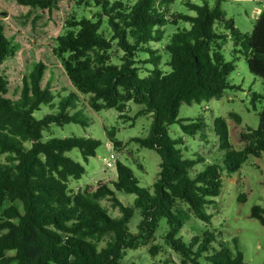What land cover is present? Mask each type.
Listing matches in <instances>:
<instances>
[{
  "label": "trees",
  "instance_id": "trees-1",
  "mask_svg": "<svg viewBox=\"0 0 264 264\" xmlns=\"http://www.w3.org/2000/svg\"><path fill=\"white\" fill-rule=\"evenodd\" d=\"M13 1L50 11L61 0ZM92 1L100 9L97 20H67L66 32L57 37L53 49L77 94L70 93L52 105L55 95L42 87L45 67L38 63L23 78L20 98L9 100L4 97L7 81L0 73V158L5 157L0 162V264H122L127 250L147 246L163 224L164 244L185 264H246L236 240L226 242L210 231L212 216L206 210L220 193L222 174L231 177L249 157L264 154V107L258 113V128H247L242 134L240 150L230 140L226 120L215 118L213 133L222 154L221 165L208 164L196 174L192 171L201 159L183 157L178 148L183 140L172 139L168 128L177 124L188 137L204 131L201 118L179 119L180 107L218 99L235 88L228 77L238 55L264 85V6L252 32L246 34L225 18L224 0H215L213 7L207 2L201 6L187 2L195 16L168 15L172 0ZM104 19L110 38L100 32ZM178 21L190 28L168 37L164 45L168 60L163 66L151 45L162 42V29ZM228 40L234 46L232 61H226L221 52ZM114 48L117 63L112 61ZM141 54L147 59H139ZM14 55L15 46L0 25V66ZM139 65L148 66L145 73ZM78 94L89 96L88 106L95 112H123L132 103L141 107L138 116L152 118L149 134L133 139L160 157L151 190L139 187L132 170L121 163L116 164V179L109 185L82 192L70 188L69 183L81 179L85 168L68 153L78 150L86 163L101 143L89 137L45 139L44 134L53 126H87L80 113L72 112ZM261 99L264 95L253 94L252 105ZM44 105L56 110L35 118L34 112ZM118 193L134 195L132 205L124 206ZM238 200L243 203L244 195ZM102 201L110 202L119 216L113 217ZM136 212L137 232L131 233L128 224ZM263 215L260 207H252L250 218L262 226ZM192 218L203 225L184 241L181 232Z\"/></svg>",
  "mask_w": 264,
  "mask_h": 264
},
{
  "label": "rangeland",
  "instance_id": "rangeland-1",
  "mask_svg": "<svg viewBox=\"0 0 264 264\" xmlns=\"http://www.w3.org/2000/svg\"><path fill=\"white\" fill-rule=\"evenodd\" d=\"M125 1L133 3L134 0ZM187 2L198 6L207 2L209 7L215 4V0H172L167 14L195 16L196 13L186 7ZM255 8L258 10L262 8L259 0H224L221 3L225 18L233 20L235 27L246 34L253 30L257 18L254 13ZM99 11L100 9L94 6L92 0H61L56 8L50 11L19 6L13 0H0V25L4 27L5 36L15 46V55L6 59L0 66V73L7 81L4 97L13 101L18 100L23 78L28 76L38 63L45 67L41 81L42 87H48L55 95L52 105H57L70 93L77 94L70 85L60 60L54 55L53 49L57 45V37L66 32L67 20L86 17L96 21V13ZM103 22L100 32L110 38L111 33L106 20L104 19ZM189 28L190 25L182 21L167 25L162 29L163 41L151 45L161 56L163 66L168 60L164 51L168 37L172 33ZM233 48V42L230 40L222 47L221 52L226 61L233 60ZM111 55L112 61L117 63L116 48L112 50ZM139 59L145 60L147 56L141 54ZM234 63L235 70L228 77V82L236 86L235 88L226 90L218 99L191 106L182 104L180 107L179 119H203L205 129L201 134L188 137L182 133L177 124L168 128V134L172 139L183 140L178 146L183 157L201 159V162L194 166L193 174L202 171L208 164H220L221 162L222 154L218 151L217 137L213 133L215 118L221 117L226 120L230 140L236 150H240L244 145L241 136L246 129H257L259 126L258 113L264 107V99L257 100L252 105L251 96L253 94L264 95L263 82L249 73L246 62L240 55L236 56ZM139 67L141 72L145 73L148 66L139 65ZM88 100L89 96L78 94L76 108L72 111L81 114L86 127L74 124L64 127L53 126L49 132L44 134L45 139L89 137L101 143L95 152V157L89 158L86 163L83 162L78 150L68 153L70 158L85 168L81 179L69 183L70 188L82 192L84 190L93 191L101 184L109 185L116 179V164L121 163L132 170L139 187L151 190L157 180L160 157L154 151L140 147L133 139L144 138L149 134L152 118L138 116L141 107L132 103H128L123 112L114 109L95 112L88 106ZM50 107L52 106H41L38 111L34 112V117L41 119L56 110V107L53 109ZM235 116L239 117L240 123L236 121ZM111 152L116 157V164L113 168L107 169L102 159L108 157ZM0 162H5L4 156L0 158ZM241 195L245 197L243 203L238 200ZM118 198L124 206H131L135 196L118 193ZM101 204L113 217L119 216L118 211L110 207V202L102 201ZM254 206L264 210V154L260 158L249 157L241 170L231 177L222 174L220 193L206 210L212 216L208 225L210 231L218 234L226 242L231 243L236 240L237 248L243 253L246 264L264 262V226L258 220L250 218L251 209ZM1 213L2 210H0ZM138 222L139 215L136 212L128 224L131 233L137 232ZM200 224L197 220L190 219L181 232L183 240L188 241L193 233L199 230L198 225ZM165 232L166 227L163 224L154 240L147 246L127 250L124 253L122 264H185L164 244ZM103 245L104 243L101 244ZM153 247H156L154 252L156 254L151 252Z\"/></svg>",
  "mask_w": 264,
  "mask_h": 264
},
{
  "label": "built area",
  "instance_id": "built-area-1",
  "mask_svg": "<svg viewBox=\"0 0 264 264\" xmlns=\"http://www.w3.org/2000/svg\"><path fill=\"white\" fill-rule=\"evenodd\" d=\"M102 162L105 168L107 169L113 168L116 164V157L111 152L108 157L102 159Z\"/></svg>",
  "mask_w": 264,
  "mask_h": 264
},
{
  "label": "crops",
  "instance_id": "crops-1",
  "mask_svg": "<svg viewBox=\"0 0 264 264\" xmlns=\"http://www.w3.org/2000/svg\"><path fill=\"white\" fill-rule=\"evenodd\" d=\"M259 1H260V3H262V8H263V6H264V0H259ZM262 8L259 9V10L256 9V8L254 9V13L257 15V18L259 17ZM257 18H256V19H257ZM262 264H264V262H263Z\"/></svg>",
  "mask_w": 264,
  "mask_h": 264
},
{
  "label": "water",
  "instance_id": "water-1",
  "mask_svg": "<svg viewBox=\"0 0 264 264\" xmlns=\"http://www.w3.org/2000/svg\"><path fill=\"white\" fill-rule=\"evenodd\" d=\"M261 130H262V134L264 136V123L261 124Z\"/></svg>",
  "mask_w": 264,
  "mask_h": 264
}]
</instances>
